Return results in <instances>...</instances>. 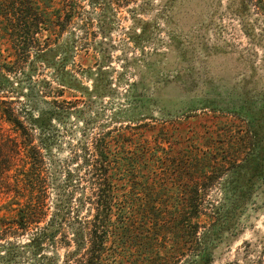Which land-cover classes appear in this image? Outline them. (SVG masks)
Wrapping results in <instances>:
<instances>
[{
	"label": "trees",
	"instance_id": "1",
	"mask_svg": "<svg viewBox=\"0 0 264 264\" xmlns=\"http://www.w3.org/2000/svg\"><path fill=\"white\" fill-rule=\"evenodd\" d=\"M242 5L264 12V0ZM0 8V45L11 53H0L3 82L23 72L31 51H50L83 6L0 0ZM62 89L33 114L28 106L16 112L0 83V188L14 192L0 204V264H215V248L241 231L246 204L264 185L260 124L209 144L177 133L179 120L111 118L61 158L51 153V122L80 102L60 103Z\"/></svg>",
	"mask_w": 264,
	"mask_h": 264
},
{
	"label": "rangeland",
	"instance_id": "2",
	"mask_svg": "<svg viewBox=\"0 0 264 264\" xmlns=\"http://www.w3.org/2000/svg\"><path fill=\"white\" fill-rule=\"evenodd\" d=\"M98 2L80 0L83 8H76L50 51H31L23 72L0 78L16 112L45 110L60 88V103L80 99L78 110L71 105L69 114L51 122L58 130L52 154L66 156L83 131L92 136L111 118L179 120L177 133L209 144L227 132L237 139L257 123L264 132V12L244 8L243 0ZM0 53L11 54L1 45ZM214 130L222 132L215 136ZM13 196L0 188V204ZM241 221V231L215 248V264L258 258L264 264V185Z\"/></svg>",
	"mask_w": 264,
	"mask_h": 264
}]
</instances>
